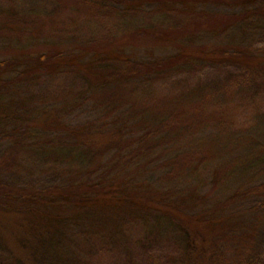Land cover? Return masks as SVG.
<instances>
[{"label":"trees","instance_id":"obj_1","mask_svg":"<svg viewBox=\"0 0 264 264\" xmlns=\"http://www.w3.org/2000/svg\"><path fill=\"white\" fill-rule=\"evenodd\" d=\"M89 1L188 24L63 45L18 8L0 13L8 264H101V250L165 232L175 248L151 264H264V143L222 138L224 117L204 122L188 89L194 77L201 93L205 69L264 78V0ZM67 72L86 87L52 91Z\"/></svg>","mask_w":264,"mask_h":264},{"label":"rangeland","instance_id":"obj_2","mask_svg":"<svg viewBox=\"0 0 264 264\" xmlns=\"http://www.w3.org/2000/svg\"><path fill=\"white\" fill-rule=\"evenodd\" d=\"M11 7L18 8L30 20H35L33 24L41 28L43 38L63 45L69 41L97 42L108 37L125 38L126 33L133 28H172L188 24V21L176 15L161 17L142 12L115 14L111 8L102 9L89 0H0V13L10 10ZM2 34L1 31L0 35ZM151 42L144 38L138 40V43L151 44ZM45 45L34 46L42 49ZM237 72L231 68L221 71V74L213 70H202L199 77L202 82L203 79L205 80V88L198 94L197 79L193 77L188 85L191 102L202 104L200 116L203 117L204 122L212 120L208 115L215 118L224 117L222 119L224 124L220 129L222 138L232 136L244 140L248 137L247 133L252 132L259 136L256 137L259 142L262 140L261 143H264V78L251 75L247 77L244 72L243 75L236 76ZM173 77L171 80L173 83L183 79V75L179 74ZM86 85L87 81L80 74L67 72L53 79L51 90L79 91ZM132 90L133 88L128 91ZM103 93L104 90H100L97 95L100 97ZM196 93L197 95L194 96ZM172 99L173 95L170 96L169 101ZM24 160L31 161L29 157ZM130 237L132 241L136 240L133 236ZM175 242L177 236L165 232L159 238L143 243L142 248L134 247L130 241L127 248L120 246L114 251L102 248L101 255L105 257L106 254L107 258H103L100 262L101 264H151L154 255L168 256L171 250H174ZM6 249L9 247L5 243H0V264H8L9 254L5 252Z\"/></svg>","mask_w":264,"mask_h":264}]
</instances>
